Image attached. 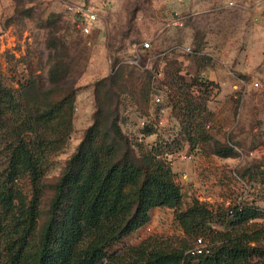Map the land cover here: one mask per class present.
Instances as JSON below:
<instances>
[{
	"label": "rangeland",
	"instance_id": "obj_1",
	"mask_svg": "<svg viewBox=\"0 0 264 264\" xmlns=\"http://www.w3.org/2000/svg\"><path fill=\"white\" fill-rule=\"evenodd\" d=\"M67 1L96 9L99 22L90 35L83 36L76 28L65 10ZM170 1L0 0V87L13 95L17 105V111L0 105V172L14 131L21 138H34L21 127L24 111L41 114L70 95L63 126L53 129L55 121L53 127L38 131L58 143L46 157L34 247L47 222L54 188L94 124L98 94L100 104L114 111L135 156H140L158 141L178 134L173 115L178 111L177 77L192 84L189 95L206 108L205 131L210 137L199 144V154L189 155L184 143L179 152L164 151L173 181L181 188L183 208L197 199L215 213L223 214L239 202L264 210V0H185L167 5ZM174 10L182 12L183 27L164 28ZM146 41L150 48L142 51ZM163 58L167 65L163 76L148 79L147 71L158 67ZM135 59L138 65L132 64ZM131 66L136 68L137 88L141 82L149 85L147 101L140 105L120 89L122 81L130 80ZM53 69L58 70L56 82L51 77ZM105 79L117 81L116 97L107 93L106 84L101 83ZM201 81L213 85L211 93L200 86ZM99 122L107 124L104 118ZM145 127L153 131L151 136H146ZM221 148L233 149V155L219 157L215 151ZM149 216L148 224L110 248L112 260L126 264L142 251L170 252L192 246L194 239L183 234L172 210L155 208ZM254 224L264 229V215L243 227ZM214 227L224 232L228 225ZM204 239L212 245L209 238ZM249 245L259 253L246 264H264V236ZM113 262L104 259L100 264Z\"/></svg>",
	"mask_w": 264,
	"mask_h": 264
},
{
	"label": "trees",
	"instance_id": "obj_2",
	"mask_svg": "<svg viewBox=\"0 0 264 264\" xmlns=\"http://www.w3.org/2000/svg\"><path fill=\"white\" fill-rule=\"evenodd\" d=\"M165 62V58L159 59L158 67L147 71L148 79L154 77L159 68L164 72ZM131 67L130 80L122 81L120 89L140 105L147 101L149 85L142 86L141 82L138 89L135 83L139 79H133L136 68ZM116 69L117 65H113L112 72ZM51 77L56 82L58 70L53 69ZM175 82L179 100L175 103L178 111H173V115L179 124L178 134L169 141H158L140 156H135L116 123L114 111L100 104L98 94L94 124L86 131L54 188L48 219L35 247L44 166L48 153L55 151L58 143L38 131L53 127L55 121L58 123L53 129L63 126L70 95L41 114L32 116L24 111L26 120L21 127L34 138H21L14 131L6 165L0 172V264H100L104 259L118 264L117 259L112 260L113 255H108L110 248L148 224L149 213L155 208L172 210L175 223L186 237L210 239V255L199 257L197 264H246L253 255H258V249L249 244L259 242L264 229L256 224L249 229L243 226L262 218L264 210L239 202L225 209L223 214L215 213L197 199L183 208L182 191L173 181L174 174L163 158L164 151L174 154L184 143L189 155L199 154V144L210 137L205 131L207 110L189 95L192 84L178 77ZM101 83L106 84L108 94L116 97L115 79ZM200 86L207 93L213 89L208 81H201ZM1 104L17 111L13 95L3 87H0ZM101 118L107 124L99 122ZM143 131L146 136L153 134L148 127ZM215 154L228 158L233 155V149L221 148ZM214 224L228 227L221 232ZM185 252V249L142 251L126 264H195Z\"/></svg>",
	"mask_w": 264,
	"mask_h": 264
},
{
	"label": "built area",
	"instance_id": "obj_3",
	"mask_svg": "<svg viewBox=\"0 0 264 264\" xmlns=\"http://www.w3.org/2000/svg\"><path fill=\"white\" fill-rule=\"evenodd\" d=\"M163 3L168 2L170 0H161ZM178 1V0H172ZM229 6H233V3H229ZM65 10L66 12L71 15L73 23L75 24L76 28L83 36H88L91 32L96 28L97 23L99 22V17L96 9L93 6L86 5L84 3H73L67 1L65 3ZM183 19L180 17L179 14L173 13L170 15L169 20L166 21L164 28L170 27H183ZM150 48V42L146 41L141 44V50H147ZM185 52L189 53L190 49H185ZM138 61H132V64L138 65ZM149 67H147L148 69ZM152 68V67H151ZM150 68V69H151ZM157 77L163 76V69L159 68L155 74ZM257 87L258 84H255ZM156 102L159 103L160 99L157 98ZM145 123H142V126ZM211 252V245L202 237L195 238L191 247H189L186 252L185 256L192 258L194 263L197 264L198 258L210 255Z\"/></svg>",
	"mask_w": 264,
	"mask_h": 264
},
{
	"label": "crops",
	"instance_id": "obj_4",
	"mask_svg": "<svg viewBox=\"0 0 264 264\" xmlns=\"http://www.w3.org/2000/svg\"><path fill=\"white\" fill-rule=\"evenodd\" d=\"M185 0H178V1H170L167 5H177V4H182L184 3ZM193 8H195V5L192 6ZM189 8V7H188ZM188 10V9H187ZM173 13H177L180 15V17L183 19L182 17V12L178 11V10H174V11H171L170 15L173 14ZM169 20V19H168ZM185 59H181L182 62H184L185 65H187L186 61H183Z\"/></svg>",
	"mask_w": 264,
	"mask_h": 264
}]
</instances>
